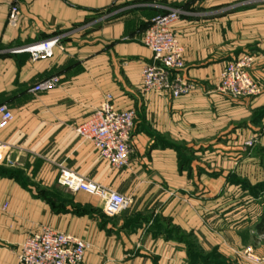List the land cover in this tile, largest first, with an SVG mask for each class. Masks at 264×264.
Returning <instances> with one entry per match:
<instances>
[{
    "label": "crops",
    "instance_id": "obj_1",
    "mask_svg": "<svg viewBox=\"0 0 264 264\" xmlns=\"http://www.w3.org/2000/svg\"><path fill=\"white\" fill-rule=\"evenodd\" d=\"M182 1L0 0V104L14 116L0 131V168L12 172L0 176V264H21L23 242L42 227L86 241L83 264H176V248H184L176 230L206 237L194 208L224 182L207 177L208 158L216 169L224 159L233 167L256 130L245 122L264 111V3L241 0L226 13L217 6L230 0L189 4L194 9L174 28L183 74L195 88L180 97L145 92L141 69L152 54L144 30L164 11L155 10L160 4ZM51 36L58 44L50 57L32 60L20 49ZM243 53L253 56L249 73L260 91L234 99L218 85L224 65ZM53 74L58 86L31 90ZM107 95L117 110L134 111L122 169L75 132ZM60 166L130 197L131 205L104 217L103 201L58 185Z\"/></svg>",
    "mask_w": 264,
    "mask_h": 264
},
{
    "label": "built area",
    "instance_id": "obj_2",
    "mask_svg": "<svg viewBox=\"0 0 264 264\" xmlns=\"http://www.w3.org/2000/svg\"><path fill=\"white\" fill-rule=\"evenodd\" d=\"M177 8H166L151 16L144 30L143 44L151 51V60L141 69L142 89L145 92H168L172 97H180L195 88L194 82L184 76L185 62L175 23L180 14ZM17 5L11 4L8 22L16 24ZM58 44V36H51L20 49L29 53L32 60L53 55ZM253 56L242 54L228 61L220 76L218 90L221 94L239 99L256 94L257 82L251 77L249 68ZM60 77L50 75L35 83L31 90L39 92L58 86ZM12 111L6 104H0V131L13 120ZM134 126L133 110H117L109 95L92 113L87 121L75 127V132L84 140L90 141L99 156L113 169H122L129 163L131 154L130 138ZM1 157V152H0ZM58 185L73 192H83L104 202L103 213L113 217L127 209L132 199L103 186L87 177L59 167ZM89 244L72 235L42 227L39 232L30 234L23 242L18 254L21 264H83Z\"/></svg>",
    "mask_w": 264,
    "mask_h": 264
},
{
    "label": "rangeland",
    "instance_id": "obj_3",
    "mask_svg": "<svg viewBox=\"0 0 264 264\" xmlns=\"http://www.w3.org/2000/svg\"><path fill=\"white\" fill-rule=\"evenodd\" d=\"M194 1L185 0L163 7L164 4H160L155 10L177 8L181 16L186 10L194 9L188 6ZM243 1L264 3V0ZM238 3L241 0H230L217 8H226L221 12L226 13ZM259 91L258 86L256 94L247 97L256 96ZM257 112L245 122L256 130H251L253 134L250 133L242 143V151L235 156L233 167H227V159H224L223 168L216 169L212 164L215 162L208 158L207 177L222 175L224 182L216 192H207L199 207L192 205L196 210L200 208L206 237L202 234V241H199L193 232H174L176 242L184 246L176 248V264H264V227L262 232L256 229L261 215H264V111Z\"/></svg>",
    "mask_w": 264,
    "mask_h": 264
},
{
    "label": "trees",
    "instance_id": "obj_4",
    "mask_svg": "<svg viewBox=\"0 0 264 264\" xmlns=\"http://www.w3.org/2000/svg\"><path fill=\"white\" fill-rule=\"evenodd\" d=\"M148 25V24H147ZM147 27V26H146ZM0 176H12V172L0 168ZM264 227V215L260 217V221L256 226L258 232H262Z\"/></svg>",
    "mask_w": 264,
    "mask_h": 264
}]
</instances>
